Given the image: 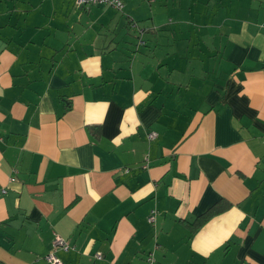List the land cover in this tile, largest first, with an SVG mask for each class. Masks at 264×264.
<instances>
[{"label":"crops","instance_id":"1","mask_svg":"<svg viewBox=\"0 0 264 264\" xmlns=\"http://www.w3.org/2000/svg\"><path fill=\"white\" fill-rule=\"evenodd\" d=\"M57 235L63 264H264V0H0V264Z\"/></svg>","mask_w":264,"mask_h":264},{"label":"built area","instance_id":"2","mask_svg":"<svg viewBox=\"0 0 264 264\" xmlns=\"http://www.w3.org/2000/svg\"><path fill=\"white\" fill-rule=\"evenodd\" d=\"M124 1L125 0H76V4L80 6L81 8L90 7L94 5H103V6H111L118 10H122L124 7ZM156 136H157L156 133L152 132L149 135V138L155 139ZM155 218H156V213L155 211H153L149 218V221L154 222ZM70 248L71 246L69 242L63 237H61L60 235H57L54 238V241L52 244V250L45 257L46 261L48 262V264H63L57 255V251L59 250L68 251ZM97 257L100 258L101 255H97ZM148 261L150 264H155L154 254L152 253L149 254Z\"/></svg>","mask_w":264,"mask_h":264}]
</instances>
